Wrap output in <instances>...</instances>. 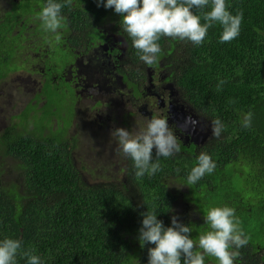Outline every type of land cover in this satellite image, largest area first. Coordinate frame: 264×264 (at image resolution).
I'll use <instances>...</instances> for the list:
<instances>
[{"label": "trees", "instance_id": "trees-1", "mask_svg": "<svg viewBox=\"0 0 264 264\" xmlns=\"http://www.w3.org/2000/svg\"><path fill=\"white\" fill-rule=\"evenodd\" d=\"M47 2L12 0L7 8L0 6V68L5 69L0 71L1 80L31 64L27 57L19 66L17 53L23 31L31 24L34 33L39 31L42 45L48 46L32 62L44 61L54 67L73 58L75 48L87 46L93 20L115 19L124 31L114 9L97 7L96 0H72L71 7L66 0H55L65 5L61 10L65 19L57 33L47 32L38 18ZM225 3L232 15L242 13L235 39L221 43L223 27L218 22L200 45L162 36L157 41L161 52L152 64H166L178 72V90L193 113L211 122L221 121L223 131L218 139L211 135L204 145L182 146L169 157L157 158L154 149L152 162L160 168L140 177L135 175L132 159L116 150L124 167L116 168L112 161L103 163L99 169L106 181L91 184L83 175L85 165H76L75 149L80 146L76 138H68L67 129L58 133L49 128L46 134V124L30 131V124L22 122L0 131V241H22L14 264H27L23 251L38 256L40 264H148V249L154 245L141 247L138 240L141 213L153 212L166 227L176 216L191 228L190 238L198 243L199 236L210 230L206 212L225 206L235 210L234 221L249 238L238 249L234 264H264V0ZM210 10L211 0L203 9H192L202 24L206 23L203 14ZM129 41L132 47L130 37ZM132 48L136 64H145ZM8 51L11 61L4 57ZM70 52L63 63L59 56ZM66 89L56 91L45 85L44 117L61 121L72 115ZM247 113L252 114L251 126L245 128ZM111 140L118 149L114 137L107 144ZM201 152L210 155L216 167L188 185L187 176ZM102 157H107L104 152ZM230 251L237 249L233 246ZM205 264L218 261L205 256Z\"/></svg>", "mask_w": 264, "mask_h": 264}, {"label": "flooded vegetation", "instance_id": "flooded-vegetation-1", "mask_svg": "<svg viewBox=\"0 0 264 264\" xmlns=\"http://www.w3.org/2000/svg\"><path fill=\"white\" fill-rule=\"evenodd\" d=\"M37 33L31 34L27 29L23 31L22 47L18 53L23 58L22 62L29 57L28 63L31 64L25 70L10 74L21 73L15 77L18 83L8 84V76L0 79V116L7 114L6 106L12 109L21 107L15 120L19 121L20 117L26 116L27 119L39 121L42 125L46 124L48 131L45 130V133L49 134V128L53 127L54 122L58 129L61 123L67 122V131L75 128L77 132L79 114L82 112L81 118L84 117V123L88 122L86 126L89 132L98 138L96 146L99 156L104 152L107 156L105 159L112 161L119 169L125 164L116 155L117 145L114 143L115 147L112 146L113 140L108 144L106 142L110 136L111 130L108 127L111 123L115 127L134 131L144 126L153 116L164 118L173 130L180 148L186 146L187 149L192 144L202 146L211 137V120L194 114L180 94L176 80L178 72L162 63L157 66H138L129 37L117 20L105 19L102 23L93 20L87 32V46L75 48L73 58L60 67L43 64L44 61L32 62L47 52L48 47L42 45L38 39L39 31ZM46 84L52 85L56 91L67 88V95H71L68 100V110L72 112L68 119L71 121L44 117L47 100L42 92ZM189 118L197 123H187ZM8 126L3 129L1 127L0 131L6 130ZM62 129L65 130L64 124ZM85 137L91 140L87 132ZM101 142H104V146L99 144Z\"/></svg>", "mask_w": 264, "mask_h": 264}, {"label": "clouds", "instance_id": "clouds-1", "mask_svg": "<svg viewBox=\"0 0 264 264\" xmlns=\"http://www.w3.org/2000/svg\"><path fill=\"white\" fill-rule=\"evenodd\" d=\"M97 7L114 9L121 17L124 31L132 39V47L138 50L139 58L147 65H152L161 52L157 41L162 37L179 38L200 45L210 27L218 22L223 27L220 42H230L239 35L242 13L232 15L226 7L225 0H211V10L203 14L206 23L192 9H203L209 0H96ZM71 7L72 0H66ZM65 5L48 0L46 6L38 13L45 31L57 33L65 19L61 10ZM57 39L59 36L57 35ZM223 83V82H221ZM251 113L243 120V127L251 126ZM187 123H197L191 118ZM213 138H219L223 125L220 120L211 122ZM110 135L118 142V151L130 157L134 162L135 175L143 176L146 172L155 174L160 165L153 163V150L158 157H169L180 151L177 138L166 119L153 116L144 126L134 131L124 127H115ZM197 165L187 176V184L193 185L206 173H212L216 167L210 155L201 152ZM142 226L138 230L141 247L152 244L148 249V264H205V256L214 257L218 264H234L239 257L238 249L246 246L249 238L239 229L234 221L235 210L214 207L204 215L210 230L194 243L190 238L191 228L172 217L171 226L166 227L162 220L151 211L141 213ZM235 247L237 251H230ZM202 251H196V248ZM22 249V241L6 238L0 241V264H14L15 257ZM27 264H40V258L31 251H23Z\"/></svg>", "mask_w": 264, "mask_h": 264}, {"label": "rangeland", "instance_id": "rangeland-1", "mask_svg": "<svg viewBox=\"0 0 264 264\" xmlns=\"http://www.w3.org/2000/svg\"><path fill=\"white\" fill-rule=\"evenodd\" d=\"M12 0H0V6H5V8L8 7L9 4H11ZM15 2V1H14ZM15 4V3H13ZM19 3H17L16 1V5L18 6ZM71 55L70 53H67L65 56H59V59L61 61L66 60L67 57H69ZM4 57L9 58V60L11 61L12 58V52L8 51V53L4 54ZM62 63V64H63ZM1 64V63H0ZM2 67V66H1ZM9 69H11V64H8ZM5 70V69H4ZM0 68V71H4ZM21 73H17V74H12L10 76H8L6 82L8 84H16L18 82L15 81V77L20 76ZM4 85V84H3ZM117 110V109H116ZM21 111V107H15L14 109L12 108H8L6 106L5 108V112H7V114L5 116H3V114L0 116V128L2 127L5 128L6 125H15L18 124L20 122V124L22 125V122H28L30 125H28L29 129H31V131H33L32 127L33 125L36 126H42V123L36 120H32V119H27V117H20L19 121L15 120L14 117L19 115ZM82 112L79 114V120L77 123V128H79V130L77 132H75V128H72L69 131V139H73L74 137L77 139L78 142H76V145L80 146L77 149H75V155H76V165L78 167H80V164L83 163L85 165V170L83 171V175L85 177V180L91 184H95L98 182H104L106 181V177L103 176V173L100 172L99 167L102 165L103 162H108V160H106L104 157L99 156L98 153V149L96 146V143L98 142V138L96 137V135L93 132H89L90 130L87 128L86 124L84 123V117H82ZM83 122V124H82ZM62 124L65 125V130L67 128L68 123L67 122H63L61 123V127L58 129V125L56 122L53 123V129L56 130L58 133H60V131L62 129ZM86 126V132L88 133V135L90 136L91 140L87 139V137H85L86 132L84 131V128ZM113 128H115V126L113 125V123L110 124V126L108 127L109 130H112ZM58 129V130H57ZM20 130V128H19ZM48 131V130H46ZM104 131V130H103ZM75 132V134H74ZM102 132V131H101ZM112 136H108V138L110 139ZM106 140V142H108L109 140ZM99 144H103L104 146V142H101ZM102 147V146H101ZM116 159V158H115ZM115 161V160H114ZM7 163H13L12 159H7ZM93 171V174H90V172ZM112 171H114V168H112ZM111 174H115L113 172H111Z\"/></svg>", "mask_w": 264, "mask_h": 264}, {"label": "crops", "instance_id": "crops-1", "mask_svg": "<svg viewBox=\"0 0 264 264\" xmlns=\"http://www.w3.org/2000/svg\"><path fill=\"white\" fill-rule=\"evenodd\" d=\"M3 7H5V6H3ZM27 30H28V32L31 33V34L34 33V32H35V26H34V24L29 25V26L27 27ZM17 53H18V51H17ZM22 60H23V58H22V56L20 55L19 58H18V64H19V66H20V64H22Z\"/></svg>", "mask_w": 264, "mask_h": 264}]
</instances>
